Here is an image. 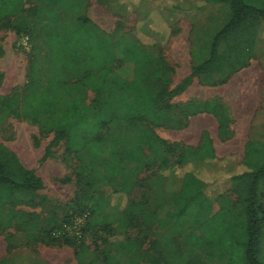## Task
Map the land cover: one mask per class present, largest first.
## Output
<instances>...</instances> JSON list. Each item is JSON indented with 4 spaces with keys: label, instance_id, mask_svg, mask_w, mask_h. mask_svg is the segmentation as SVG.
Instances as JSON below:
<instances>
[{
    "label": "rangeland",
    "instance_id": "rangeland-1",
    "mask_svg": "<svg viewBox=\"0 0 264 264\" xmlns=\"http://www.w3.org/2000/svg\"><path fill=\"white\" fill-rule=\"evenodd\" d=\"M22 1L21 16L30 23L29 29L36 25L38 44L50 32L59 31L66 35L77 28L80 19H89L98 30L102 43L103 35L108 38L106 43L111 51V60L116 59V69L123 73L125 80L134 78V72L128 70L129 65L122 64L130 50L136 47L158 56V65L151 62L148 71L150 76L162 69L157 80L147 83L155 92L174 90L190 74L193 66L208 60L214 37L231 14L228 3L223 0H176L198 6L196 13L194 16L180 13L165 17V26L170 34L160 48H154L152 41L158 39L159 32L154 29L139 32L137 26L138 14L159 9L151 2L140 4L139 9L137 4H133L125 13L115 14L107 0ZM247 1L256 6L264 4V0ZM14 22V18L0 21V73L3 74L0 95L9 96L16 92L22 99L30 83L32 43L27 35L17 31ZM248 40L247 47L252 48L250 57L242 62V66L236 67V72H233V65L240 60L241 54L236 46L221 43L218 48L220 65L214 63L203 81H195L181 94L159 103L160 112L170 114L174 121L182 120L185 127L176 128L172 123L155 127L144 120L138 124L139 128L150 131L163 142L156 155L151 154L146 146L134 143L137 131L125 122L115 121L104 130L102 161L109 160L115 144L117 151L134 147L136 153L148 161V166L135 175L136 187L123 200L114 194L122 182L120 179L111 180L110 186L102 189L91 185V176L76 173L75 168L81 163L76 154L68 152L66 140L52 147L50 157L43 160L55 131L42 128L33 115L34 111L27 118L0 120V144L14 153L25 168L34 171L44 185L34 206L14 208L22 216V224L0 229V264H107V260L127 264L128 259L118 248L119 241L125 238L137 241L147 251L140 264H166L165 259L173 253L193 254L195 259L190 258L186 264H225L226 260L218 258L217 250L206 247L197 251L193 242L196 237H201L205 221L221 205H225L228 215L240 213L237 196L229 185L210 193L208 198L214 204L206 214L198 215L191 209L173 235L166 232L167 223L155 222L145 226L137 212L143 209L149 216L166 219L175 206L188 167L175 166L176 178L171 179L172 173L166 170V166L196 150L201 137L205 136L214 147L218 161L231 152L229 155L242 163L241 143L245 141L246 131L257 127L256 132H264L259 128V123L264 120L261 113L264 110V22L250 32ZM99 62L103 65V60ZM225 76L226 83L217 84ZM67 80L76 81V75L68 73ZM94 99V93L87 91V103L92 105ZM201 103H208L214 112H218L221 106L229 122L228 135L218 134L219 124L212 114L190 113L189 105ZM263 189L264 185L260 186V191ZM218 194H223V197L215 200ZM99 198L109 201L112 208L89 218V200ZM127 202H130V209L123 212ZM114 208L121 212L112 214ZM125 224L126 228L118 227ZM54 228L59 229L52 231ZM65 239L74 241L76 245L84 242L86 251L76 254V249L64 243ZM260 260L264 264V256Z\"/></svg>",
    "mask_w": 264,
    "mask_h": 264
},
{
    "label": "trees",
    "instance_id": "trees-1",
    "mask_svg": "<svg viewBox=\"0 0 264 264\" xmlns=\"http://www.w3.org/2000/svg\"><path fill=\"white\" fill-rule=\"evenodd\" d=\"M223 1L229 5L230 18L214 37L208 60L199 66H193L190 74L174 90L163 89L155 92L147 83L157 80L162 74V69H159L148 76L151 62L158 65V56L147 54L136 47L130 50L122 59V64L129 65L128 70L134 72V78L125 80L123 73L116 69V59L112 57L111 60V51L106 43L108 38L103 35L102 43L97 34L98 30L89 19H80L77 28L69 34L50 32L38 44L36 25L29 29L30 23L21 16L23 1L0 0V21L14 18L17 31L27 35L32 43L29 86L22 99L16 92L9 96L0 95V120L10 117L27 118L34 111L33 115L42 128L55 131L52 141L45 149L43 160L50 157L52 147L66 140L68 152L76 154L81 163L76 166V173L91 176V185L102 189L108 188L111 180L120 179L122 182L114 194H118L119 200L125 199L136 187V173L147 167L148 161L141 158L134 147L127 150L120 148L117 151L116 144L109 160L102 161L104 130L115 121L125 122L137 131L134 143L146 146L151 154L156 155L163 142L150 131L139 128L138 124L144 120L155 127L169 123L175 124L176 128L185 127L182 120L174 121L170 114L160 112L159 103L184 92L193 78L203 81L209 72L208 68L214 63L218 62L220 65L218 48L221 43L236 46L237 52L241 54L240 60L233 65V72L237 71L236 67L242 66V62L250 57L252 49L247 47L250 32L260 22H264V4L256 6L247 0ZM107 2L115 14L125 13L133 4H137L139 9L144 2H151L154 7H159L158 10L138 14L139 32H159L158 39L152 41L154 48H160L170 34L165 26V17L180 13L194 16L198 7L191 2L182 3L176 0ZM100 60H103V65H100ZM68 73L76 75L77 80L69 82ZM2 80L3 74L0 73V85ZM226 81L227 76L217 84L223 85ZM87 91H92L95 95L92 105L86 101ZM207 104H191L188 108L192 115L212 114L219 124L218 134L228 135L229 122L221 106L219 105L218 112H214ZM200 142L196 150L166 166V170L172 173L171 179L176 178L175 166H188L175 206L166 219L149 216L143 209H139L137 213H140L145 226L155 222L167 223L166 232L173 235L191 209L198 215L206 214L214 204L208 198L210 193L218 192L221 187L229 185L231 192L237 196L240 213L228 215L225 205H221L205 221L201 237L194 239V250H203L206 247L217 250L218 258L226 260L225 264H229L228 261L236 264V259L238 264H263L260 259L264 256V189L260 191V186L264 185V144L247 142L243 161L237 163L231 157L218 161L205 136L201 137ZM43 186L42 179L34 171L25 168L14 153L0 144V229L24 222L14 208L34 206L36 196ZM222 197L223 194H218L215 200ZM89 203V218L111 207L105 198L90 199ZM129 209L130 202H127L123 212ZM120 212L114 208L112 214ZM118 227L126 228L127 225ZM57 229L59 228L52 231ZM64 243L76 249V254L86 251L84 242L76 245L74 241L65 239ZM142 247L137 241L128 238L119 241L118 245L120 252L128 259L127 264H140L146 258L147 251ZM190 258L195 259L190 253H173L165 260L166 264H186ZM107 261V264H117Z\"/></svg>",
    "mask_w": 264,
    "mask_h": 264
},
{
    "label": "crops",
    "instance_id": "crops-1",
    "mask_svg": "<svg viewBox=\"0 0 264 264\" xmlns=\"http://www.w3.org/2000/svg\"><path fill=\"white\" fill-rule=\"evenodd\" d=\"M262 27V25H260V28ZM198 82V78H193L192 80H191V83H194V82ZM190 83V84H191ZM190 86V85H189ZM189 86L187 87V88H189ZM261 113H263L264 114V110H263V112H261ZM262 119H264V118H262ZM260 126H259V128H262V129H264V120H262L260 123ZM256 128L257 127H255V129L252 131L251 130V128L250 129H248L246 132V138H245V141H242V146H243V151H242V153H243V157H244V148H245V144L247 143V142H254V143H259V144H264V138H263V135H264V132H261L260 134L258 133V132H256ZM250 130V131H249ZM236 135V134H235ZM239 142H241V141H239ZM214 148V147H213ZM229 154H231V152H229V153H227V156L226 157H231V158H233L231 155H229ZM216 155V154H215ZM235 160V159H234ZM236 161V160H235ZM237 162V161H236ZM238 163V162H237Z\"/></svg>",
    "mask_w": 264,
    "mask_h": 264
},
{
    "label": "built area",
    "instance_id": "built-area-1",
    "mask_svg": "<svg viewBox=\"0 0 264 264\" xmlns=\"http://www.w3.org/2000/svg\"><path fill=\"white\" fill-rule=\"evenodd\" d=\"M264 205V204H263ZM263 214H264V208H263Z\"/></svg>",
    "mask_w": 264,
    "mask_h": 264
}]
</instances>
